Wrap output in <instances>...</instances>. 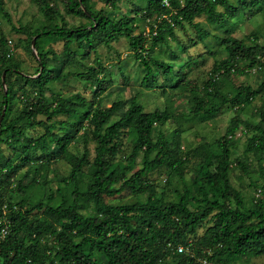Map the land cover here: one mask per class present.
I'll use <instances>...</instances> for the list:
<instances>
[{"label": "trees", "instance_id": "trees-1", "mask_svg": "<svg viewBox=\"0 0 264 264\" xmlns=\"http://www.w3.org/2000/svg\"><path fill=\"white\" fill-rule=\"evenodd\" d=\"M33 1L44 17L41 28L13 30L26 36L29 52L31 40L36 37L38 69L34 75L20 71L6 40L0 38V219L7 222L8 228L7 236L0 240V264H196L203 258L213 264H225L242 257L264 256V203L246 207L229 177L231 140L238 134L237 123L214 146L204 149L192 181H184L182 191L175 193L176 201L167 203L155 195L154 188L146 182L147 176L166 167L182 178L190 158L189 152L180 151L178 130L174 131V138L153 135L156 126L171 119L169 113L145 112L135 96L129 100L128 108L115 117L122 108L120 101L107 108L100 106L107 86L105 69L97 58L96 66L80 63L91 55L95 57L99 44L109 46L124 37L142 69L140 85L164 92L176 90L184 79L182 69L187 66L175 71L161 58L177 57L171 46L179 45L175 28L188 24L207 53L216 47L222 48L224 54L222 60L214 61L200 92L189 88L195 92L192 120L210 121L225 111L242 110L264 95V83L256 89L238 87L231 97L217 86L219 77L264 70V41L260 44L258 37L252 36L250 43L245 44L229 35L226 28L228 21L240 13L264 11V0H135L138 4L134 15L117 19L103 9L95 10L89 0H61L64 14L85 21L76 27H68L59 10L53 9L54 0ZM104 1L113 12L123 0ZM0 15L10 23L3 0ZM149 18H154V23L149 25L148 37L135 35L137 22ZM200 18L205 26L195 23ZM208 26L222 30L224 35L212 33L206 29ZM44 40L63 42L60 65L49 61V51L42 52L40 44ZM182 46L180 50L185 47ZM73 63H80L83 70L63 74ZM3 73L6 94L2 90ZM156 75L163 77L162 81ZM66 76L88 86L93 99L88 101L77 94L47 100L49 87ZM14 84L22 89L26 86L21 93L26 106L9 119L13 113L11 103L19 98ZM27 86L33 88V98L27 96ZM60 116L65 120L57 121ZM259 119L248 140L249 153L264 154V109ZM35 128L42 129L43 134L37 139L27 137V130ZM76 135L79 136L75 138ZM125 137L129 138L131 152L125 162L114 161ZM74 139L94 144L91 162L87 148L81 156H71L68 147ZM37 152L39 156L35 155ZM139 154L141 169L127 177ZM60 156L70 164L68 177L62 179L65 186L55 194L43 195L39 191L43 189L40 183L46 171L42 173L38 167ZM29 166L38 178L24 186L15 178L19 170ZM84 167H88L86 173ZM13 182L22 195L11 205L5 202L4 190ZM29 187L39 193L27 192ZM125 190L149 195L145 201L132 204L105 202V198ZM259 190L263 194L264 186ZM200 229L202 233L198 234ZM44 240L50 241L51 246L44 245ZM179 245L187 247L188 252L177 253Z\"/></svg>", "mask_w": 264, "mask_h": 264}, {"label": "rangeland", "instance_id": "rangeland-1", "mask_svg": "<svg viewBox=\"0 0 264 264\" xmlns=\"http://www.w3.org/2000/svg\"><path fill=\"white\" fill-rule=\"evenodd\" d=\"M3 1L4 11L8 14L10 23L0 15V38L6 40L7 48L12 51L13 60L20 64V71L27 75H34L38 69L37 56L32 52L31 47V52H29L27 41H25L26 36L16 33L13 28H23L29 31L40 29L44 17L40 12L39 5L33 0ZM89 1L95 10L103 9L113 19H117L121 15H134L135 6L138 4V1L135 0H123L118 4L117 10L112 12L104 0ZM51 5L53 9L59 10L68 27H76L85 23L84 20L64 14L63 2L61 0H54ZM143 6L140 5L139 7L141 8ZM153 23L154 18L140 20L137 22V30L134 34L138 35L142 33L143 36L148 37L149 25ZM195 23H201L205 26V21L202 18L195 19ZM226 28L229 35L235 39L242 40L245 44L250 43L249 38L252 36H257L259 39L258 43L262 44L264 41V11L258 13H240L238 17L228 21ZM206 29H209V31L219 36L224 35L220 29H215L210 26ZM175 35L179 45L173 42L175 46L173 43L171 46L177 57L173 58L172 56L163 54H160V57L163 55L161 59L168 62L175 71L181 66H187L182 69L185 73L184 79L180 87L176 90H165L164 92V89H146L140 85L143 72L134 59L133 52L129 49L128 41L124 37H118L109 46L99 44L96 48L95 57L91 55L89 60H81L80 63L96 66L95 59L97 58L100 65L105 69L107 86L105 87L103 95L100 97V106L107 108L112 103L120 101L122 108L115 116L117 117L128 108L129 100L136 96L137 100L143 104L145 112L165 110L169 113L171 119L163 126H156L153 135L156 137L157 133H160L168 138H174V131L178 130L179 135L177 139L180 142V151L189 152L190 158L182 173V178L171 173L166 167H160L147 176L146 182L154 188L155 195L162 197L167 203L176 201L175 193L176 191H182L184 181L188 183L192 181L196 173L197 163L204 156V149L214 146L225 135L229 127L233 123H237L238 134L236 133L237 136L235 135V138L231 140L232 168L229 173L231 184L240 192L246 207H253L259 201L264 203V193H258L259 187L264 186V154L247 152L248 140L254 134V127L259 125V115L264 109V95L254 100L250 105L243 107L242 110L225 111L206 122L192 120L191 116L194 109L192 93L195 92H190L189 88L191 87L192 90L200 92L199 90L209 78L214 61L222 60L224 54L222 48L216 47L210 53H207L202 43L198 41V38L196 39L194 30L188 24L184 23L182 28L176 27ZM192 39L194 40L190 41ZM40 45L43 53L49 51V61L54 65H60L63 42L58 40H44ZM181 45H183L182 47L185 46L183 50H180ZM80 63L70 64L71 67H66L63 74L75 70L82 71L83 68ZM156 76L158 81H162L163 77L160 75ZM186 83H188V86L183 87ZM262 83H264V70L256 72L252 70L244 75L234 74L219 77L217 86L222 93L231 97L238 87L249 86L256 89ZM25 87L22 89L18 84H14L15 93H17L19 98H16L11 103L13 113L8 116L9 119L14 118L26 106L21 96V93L26 90ZM2 90L5 92L4 88ZM49 90L45 93V98L49 101L57 95L73 97L77 94L88 101L93 99L92 90L88 86L85 87L73 77L66 76L63 80L50 86ZM33 93V88L27 86V96L33 98ZM64 120L65 118L63 116L57 118V121ZM244 130L246 132H243ZM54 133L60 134L57 130ZM42 134L43 130L40 128L27 130V137L31 139H37ZM78 136L76 135L75 138ZM128 141V137L122 138V146L119 148L120 153L113 159L114 161H126L131 152ZM85 148H87L88 159L91 162L94 158V144L92 142L84 144L83 140L74 139L69 144L68 150L72 157H79ZM4 151L6 153L8 152L6 149ZM35 155L39 156L40 153L37 152ZM141 157L142 154L136 156L132 169L126 174L127 177L141 169ZM67 161V158L60 156L48 165L44 164L42 167H38L40 172L43 171L42 173H44L46 171L44 181L41 178L40 184H43V189L39 191L40 193L43 195L55 194L58 188L65 186L62 179H66L70 172V164ZM83 171L86 173L88 167H84ZM36 178L38 176L34 174V168L29 166L19 170L15 180H20L26 186L32 179ZM118 186L119 184L115 185V187ZM17 189L16 182L6 187L4 190L5 202L8 201L12 205L19 201L22 193L17 191ZM34 189L33 187H29L27 192L30 191L32 194L39 193L37 189ZM148 195L149 193L136 195L130 190H125L115 197L105 198V202L110 205L132 204L139 200L145 201ZM35 213H32V215ZM201 233L202 229L199 230L198 234ZM43 243L47 247L51 246V242L48 240H44ZM225 264H264V256L242 257L240 259L226 261Z\"/></svg>", "mask_w": 264, "mask_h": 264}, {"label": "built area", "instance_id": "built-area-1", "mask_svg": "<svg viewBox=\"0 0 264 264\" xmlns=\"http://www.w3.org/2000/svg\"><path fill=\"white\" fill-rule=\"evenodd\" d=\"M258 193H260V190H258ZM6 223H7L6 221L0 220V240H3L8 234V228ZM176 251L177 253L181 254L188 252V249L184 245H179L176 247ZM196 264H213V263H210L207 259L203 258V259H198Z\"/></svg>", "mask_w": 264, "mask_h": 264}, {"label": "water", "instance_id": "water-1", "mask_svg": "<svg viewBox=\"0 0 264 264\" xmlns=\"http://www.w3.org/2000/svg\"><path fill=\"white\" fill-rule=\"evenodd\" d=\"M35 41H36V37H34L32 40H31V49H32V52L36 55V51H35ZM4 75L5 73L2 74V85L4 87V94H6V88L4 86ZM2 115H3V112H2ZM1 119H2V116L0 117V122H1Z\"/></svg>", "mask_w": 264, "mask_h": 264}]
</instances>
